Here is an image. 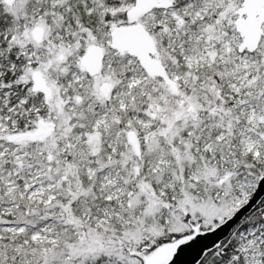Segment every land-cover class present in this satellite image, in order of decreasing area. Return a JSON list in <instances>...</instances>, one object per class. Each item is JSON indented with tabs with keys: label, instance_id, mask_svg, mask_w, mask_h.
<instances>
[{
	"label": "snow or ice",
	"instance_id": "6c2138e0",
	"mask_svg": "<svg viewBox=\"0 0 264 264\" xmlns=\"http://www.w3.org/2000/svg\"><path fill=\"white\" fill-rule=\"evenodd\" d=\"M0 264H264V0H0Z\"/></svg>",
	"mask_w": 264,
	"mask_h": 264
},
{
	"label": "water",
	"instance_id": "95a60500",
	"mask_svg": "<svg viewBox=\"0 0 264 264\" xmlns=\"http://www.w3.org/2000/svg\"><path fill=\"white\" fill-rule=\"evenodd\" d=\"M255 201L253 200L252 203H254Z\"/></svg>",
	"mask_w": 264,
	"mask_h": 264
}]
</instances>
